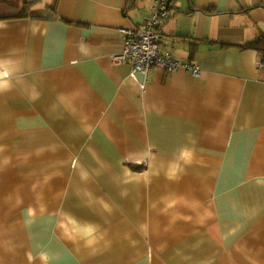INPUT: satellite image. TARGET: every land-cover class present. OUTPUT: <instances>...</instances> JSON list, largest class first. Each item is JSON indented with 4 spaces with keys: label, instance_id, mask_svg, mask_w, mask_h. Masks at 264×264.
<instances>
[{
    "label": "crops",
    "instance_id": "crops-1",
    "mask_svg": "<svg viewBox=\"0 0 264 264\" xmlns=\"http://www.w3.org/2000/svg\"><path fill=\"white\" fill-rule=\"evenodd\" d=\"M155 3L0 5V264H264V4L171 0L200 74L146 79L116 56Z\"/></svg>",
    "mask_w": 264,
    "mask_h": 264
},
{
    "label": "built area",
    "instance_id": "built-area-1",
    "mask_svg": "<svg viewBox=\"0 0 264 264\" xmlns=\"http://www.w3.org/2000/svg\"><path fill=\"white\" fill-rule=\"evenodd\" d=\"M171 0H156L153 15L142 28H122L123 49L116 56L119 61H130L134 73H142L146 79L155 66L173 72L179 68L190 70L199 75V66L190 61H179L168 51H160V34L158 27L170 14Z\"/></svg>",
    "mask_w": 264,
    "mask_h": 264
},
{
    "label": "trees",
    "instance_id": "trees-1",
    "mask_svg": "<svg viewBox=\"0 0 264 264\" xmlns=\"http://www.w3.org/2000/svg\"><path fill=\"white\" fill-rule=\"evenodd\" d=\"M262 4H264V0H260ZM9 3L8 5L12 7H16L17 13L19 14V16H25V14L28 13V5H18V0H0V5L4 4V3ZM20 7V8H19ZM10 13H8V11L3 10L2 8H0V17L4 18L6 16H8ZM246 47H251V48H255L256 50H258L261 53V57H262V63L264 64V34H260L257 35L256 38H254L253 40H250L248 42L245 43Z\"/></svg>",
    "mask_w": 264,
    "mask_h": 264
}]
</instances>
